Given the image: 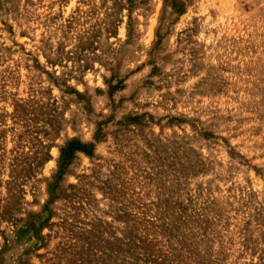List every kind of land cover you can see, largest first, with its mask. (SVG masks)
<instances>
[{
  "label": "rangeland",
  "instance_id": "obj_1",
  "mask_svg": "<svg viewBox=\"0 0 264 264\" xmlns=\"http://www.w3.org/2000/svg\"><path fill=\"white\" fill-rule=\"evenodd\" d=\"M0 264H264V0H0Z\"/></svg>",
  "mask_w": 264,
  "mask_h": 264
}]
</instances>
